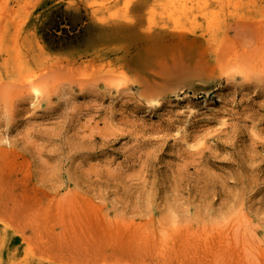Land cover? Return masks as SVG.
Here are the masks:
<instances>
[{
	"label": "rangeland",
	"instance_id": "1",
	"mask_svg": "<svg viewBox=\"0 0 264 264\" xmlns=\"http://www.w3.org/2000/svg\"><path fill=\"white\" fill-rule=\"evenodd\" d=\"M205 1L0 0V264H264V0Z\"/></svg>",
	"mask_w": 264,
	"mask_h": 264
},
{
	"label": "bare ground",
	"instance_id": "2",
	"mask_svg": "<svg viewBox=\"0 0 264 264\" xmlns=\"http://www.w3.org/2000/svg\"><path fill=\"white\" fill-rule=\"evenodd\" d=\"M164 6H167V2L170 1V5L165 8V13L168 14L169 16L173 17V13L177 11V13L180 15L183 13H186L190 11L193 8H196L200 5V3L206 4L207 1H202V0H165ZM201 7V6H199ZM186 11V12H185ZM186 15V14H185ZM217 49V48H216ZM27 82L33 92L38 95V93L41 92V89L39 88V85L36 83V81L33 79V77L27 78Z\"/></svg>",
	"mask_w": 264,
	"mask_h": 264
}]
</instances>
